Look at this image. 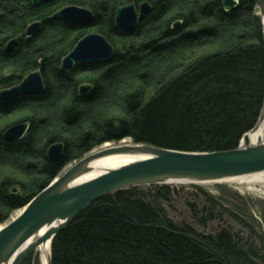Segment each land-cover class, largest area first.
<instances>
[{"label":"trees","instance_id":"obj_1","mask_svg":"<svg viewBox=\"0 0 264 264\" xmlns=\"http://www.w3.org/2000/svg\"><path fill=\"white\" fill-rule=\"evenodd\" d=\"M145 2L152 11L135 31L116 26L120 7ZM69 5L91 10L94 23L52 18ZM37 21L42 28L27 41ZM89 29L107 37L115 58L62 72L63 58ZM36 70L45 94L0 103V121L16 116L0 122V225L68 164L106 143L130 139L187 152L239 148L264 108L259 2L239 0L227 11L223 0H54L39 7L0 0V91ZM89 71L97 78L81 77ZM84 83L93 87L86 95ZM20 122L30 124L24 138L5 141L6 128ZM56 143L64 152L53 161L48 150ZM215 189L151 185L106 195L56 234L52 264H264V201L254 205L256 224L247 198L222 184Z\"/></svg>","mask_w":264,"mask_h":264},{"label":"water","instance_id":"obj_2","mask_svg":"<svg viewBox=\"0 0 264 264\" xmlns=\"http://www.w3.org/2000/svg\"><path fill=\"white\" fill-rule=\"evenodd\" d=\"M32 1L34 6L39 7L54 0ZM258 2L264 24V0ZM223 3L227 11L239 6V0H223ZM151 11L152 7L148 2L139 7L135 4L122 6L116 12V26L124 32H133ZM52 18L83 27H89L95 21V15L91 10L74 5L62 8ZM41 25V22L31 24L26 30L25 39L31 41L39 33ZM23 38L20 35L12 39L6 50L13 51ZM115 56L116 49L106 36L88 33L80 38L63 58L61 71L69 73L84 64L109 63ZM92 88L91 85H83L80 93L86 95ZM45 93L46 85L42 73L36 70L25 76L19 84L1 90L0 103L8 105L22 95ZM29 129V122L13 124L6 128L3 138L8 142L19 141ZM63 152L64 144L56 143L49 148L48 156L51 160L57 161L62 158ZM123 154H138L144 157L107 170L87 181L73 183L84 173L87 164L92 160ZM263 171L264 143L241 145L237 149L215 152L179 151L132 141L110 145L76 162L37 194L11 222L0 229V264L8 263L13 258L11 264H23L34 250L48 241L51 243L52 264V243L56 234L87 206L117 191L151 185L222 183L225 182L224 179L230 177L247 176ZM17 191L18 189H14V193ZM44 230L45 232L40 235Z\"/></svg>","mask_w":264,"mask_h":264},{"label":"bare ground","instance_id":"obj_3","mask_svg":"<svg viewBox=\"0 0 264 264\" xmlns=\"http://www.w3.org/2000/svg\"><path fill=\"white\" fill-rule=\"evenodd\" d=\"M263 20H264V18H263ZM37 22H41V21H37ZM41 24H42V22H41ZM41 28H42V25H41ZM41 28H40V30H41ZM248 137L251 140V144H253V145H259V140L264 137V108H263V116H262L259 124L257 125V127L254 130H252L248 133ZM108 146L109 145L105 146V148ZM143 157H144L143 155H138V154H130V155L129 154H126V155L123 154V155H110V156L99 157V158L94 159L91 162H89L87 164V167H86L84 173L81 176L77 177L73 181V183L76 184V183L87 181L93 177L100 175L101 173L106 172L107 170L115 169V168L120 167L122 165L140 160ZM223 181L234 182V183H238V184H242V183L243 184L244 183H264V171L259 172V173H254L251 175H247V176L230 177V178L224 179ZM22 210L23 209H21V212H22ZM2 227H4V226H1L0 229ZM44 232H45V230L42 233H40V235L43 234ZM38 249L41 252V264H50L51 263V243H50V241L44 243ZM13 260H14V258L10 262L5 263V264H11Z\"/></svg>","mask_w":264,"mask_h":264},{"label":"rangeland","instance_id":"obj_4","mask_svg":"<svg viewBox=\"0 0 264 264\" xmlns=\"http://www.w3.org/2000/svg\"><path fill=\"white\" fill-rule=\"evenodd\" d=\"M69 6H71V5H69ZM259 15H260V10H259ZM88 33H98V32L95 31L94 29H89V30H87V33L86 34H88ZM117 40L121 42V39H117ZM133 40H135V39H133ZM126 41L129 42L130 39L129 40H126ZM122 43H123V40H122ZM93 72L89 71V72L86 73V75H82L81 77L83 79H85V80H88L87 78H90V77L97 78V75L95 73H93ZM99 81L101 82V84L103 85V87H106L108 85V83H109L108 80H104V79H102V81L99 79ZM83 85H90V84L84 83ZM14 118H16V116L4 118L0 122H1V124H4L6 122L12 121ZM123 142H131V140L130 139L123 140L120 143H123ZM120 143H106V144H104L103 146H101L99 148H95L89 154H92L94 152L100 151V150L104 149L105 146H107V145L110 146V145H116V144H120ZM262 143H264V137L259 140V144H262ZM241 144H243V146H249L251 144V140L249 139L248 136H246L245 138L242 139ZM88 155H86V156H88ZM79 160H76V161L72 162L71 164H68L66 166V168L63 170L62 173H64L67 169H69L71 166H73ZM217 184L225 185V186L229 187L231 190H233L235 192H238L239 194H241L242 196H244L245 198H247L251 202V204H250V206H251V218H252V220L254 222H256V224H260L261 221H260L258 212L254 208V205L255 204L257 205L258 204L257 202H259V201H264V183H244V184L242 183V184H238V183H234V182H222V183H205V184H196V185L203 186L205 189L208 190V192H210L212 194H216V189L215 188H216V185ZM190 192L194 193L195 190L191 189ZM180 209L181 210H184L181 206H180ZM20 212H21V210L14 211V213L11 215L10 220L8 222L0 225V227L8 224L9 222H11ZM30 257L32 258V264H41V252H40V250L38 248L36 250H34L30 254V256L28 258H30Z\"/></svg>","mask_w":264,"mask_h":264},{"label":"flooded vegetation","instance_id":"obj_5","mask_svg":"<svg viewBox=\"0 0 264 264\" xmlns=\"http://www.w3.org/2000/svg\"><path fill=\"white\" fill-rule=\"evenodd\" d=\"M95 15V14H94Z\"/></svg>","mask_w":264,"mask_h":264}]
</instances>
